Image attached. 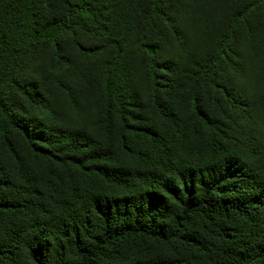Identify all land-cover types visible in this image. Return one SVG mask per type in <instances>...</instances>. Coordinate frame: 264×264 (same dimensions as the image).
<instances>
[{"label":"trees","instance_id":"obj_1","mask_svg":"<svg viewBox=\"0 0 264 264\" xmlns=\"http://www.w3.org/2000/svg\"><path fill=\"white\" fill-rule=\"evenodd\" d=\"M0 264H264V0H0Z\"/></svg>","mask_w":264,"mask_h":264},{"label":"rangeland","instance_id":"obj_2","mask_svg":"<svg viewBox=\"0 0 264 264\" xmlns=\"http://www.w3.org/2000/svg\"><path fill=\"white\" fill-rule=\"evenodd\" d=\"M85 115L87 117V119L89 121L94 120V103L90 104L87 108H86V112Z\"/></svg>","mask_w":264,"mask_h":264}]
</instances>
